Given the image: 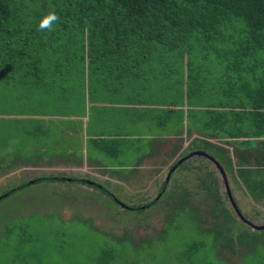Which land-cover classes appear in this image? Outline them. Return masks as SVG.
Masks as SVG:
<instances>
[{
    "label": "rangeland",
    "instance_id": "1",
    "mask_svg": "<svg viewBox=\"0 0 264 264\" xmlns=\"http://www.w3.org/2000/svg\"><path fill=\"white\" fill-rule=\"evenodd\" d=\"M221 71V65H213L216 76L201 83V94L220 92ZM233 71L236 76L238 68ZM28 78L18 77L16 67L0 75V198L6 197L0 203V264H185L188 245L199 235L195 221L203 232L221 236V254L212 237H203L208 247L199 253L202 262L264 264L263 233L238 217L221 172L204 157L193 158L175 173L156 207L128 212L117 203L145 207L155 201L172 167L204 140L186 131L189 124L175 123L169 130L178 134L155 138L168 132L164 116L149 109L165 103L163 83L155 85L156 94L150 88L137 94V86L132 94L97 90L88 95L91 100L79 98L71 106L59 100L67 93L34 89L29 84L34 79ZM81 81L83 87L85 79ZM203 143L240 161L234 145L216 137ZM248 156L255 163L262 158L259 150ZM202 165L219 181L230 220L215 216L202 191V173L196 169ZM58 176L70 179L31 184L38 177ZM228 176L244 216L263 226L264 203H257L231 172ZM75 177L99 183L114 196L72 182Z\"/></svg>",
    "mask_w": 264,
    "mask_h": 264
},
{
    "label": "trees",
    "instance_id": "2",
    "mask_svg": "<svg viewBox=\"0 0 264 264\" xmlns=\"http://www.w3.org/2000/svg\"><path fill=\"white\" fill-rule=\"evenodd\" d=\"M51 10L60 19L52 31H39L41 18ZM143 60L152 69L157 62L168 65L172 99H168L170 109L166 116L163 114L162 125L189 124L190 133L216 137L223 144L231 139L238 146V163L219 152L223 148L214 149L201 140L196 147L214 155L227 174L231 172L234 181L246 186L254 200L263 204L264 141L259 143L262 158L256 163L249 161V152L239 147L255 144L243 138L264 139V93L260 92L264 91V0H0V75L16 67L18 77L34 79L29 83L34 89L39 86L42 92L67 93L60 96L62 103L76 106L79 98L80 102L91 100L88 95L97 94V90L113 94L114 74H122L123 68L134 63L141 67ZM175 62L182 67H174ZM214 63L226 64L230 71L238 68L229 84H244L245 94H225L224 90L214 97L201 94V83L207 82ZM244 75L246 78H242ZM82 79L85 82L80 87ZM196 169L202 173L201 188L215 216L230 220L219 181L204 165ZM69 179L41 177L31 184L67 183ZM72 182H84L114 196L99 183L77 181L76 177ZM169 185L166 181L161 200L150 202L148 208L165 198ZM5 198H0V203ZM142 211L139 208L137 212ZM195 228L199 235L188 245L182 263L219 264L215 259L202 262L199 253L208 247L203 237L210 236L221 254L217 241L221 236L203 232L196 221ZM256 232L264 235V230ZM116 259L115 255L110 260Z\"/></svg>",
    "mask_w": 264,
    "mask_h": 264
},
{
    "label": "crops",
    "instance_id": "3",
    "mask_svg": "<svg viewBox=\"0 0 264 264\" xmlns=\"http://www.w3.org/2000/svg\"><path fill=\"white\" fill-rule=\"evenodd\" d=\"M144 62L145 61H141V63H142L141 67H140V65H138V63H136V64L134 63L133 67H130V68L125 67V68H123V70L120 69L122 71V74H121V72H119L117 75L114 74V76H113L114 77L113 94H132V92L135 90L136 86L140 90L137 94H147V91H146L147 88H150L152 90V92L150 94H156V93H159V90L155 88V85L163 83V88H162L161 92L166 94L165 103L164 104L156 103V104H153L151 106H149V105L148 106H149V109L151 110V112H156L159 116H163V114H165V116H166L167 112L170 109V107L168 105V99H169L170 93H169V88H168V84H167L168 83V81H167L168 65L157 62L154 66V69H152L148 63H144ZM213 65H215V63ZM174 67L180 69L182 67V65L180 62H175ZM222 67L223 68H222L221 73L223 75L221 77V80L220 79L218 80L219 83L221 81L220 84L218 83L219 88H220V92H218L216 90L214 91V93L210 92V94H208L209 97H211V95H212V97H214V96H217L218 94H222L223 90L225 91V94L232 93L235 95L240 94L241 96H242V94H245V90L243 88L244 84H240V86H238V87L233 86L231 83L229 84L230 80H232V77H235V76H233L234 75L233 69L231 71L228 70L229 66H227L226 64H225V66H222ZM212 68H213V66H212ZM212 68H211V71H212ZM224 68H225V70H224ZM177 71L179 72V70H177ZM211 71L209 73L210 76H209L207 82L209 80L213 79L214 78L213 76H216V75L211 74ZM224 71H225V73H224ZM114 72L117 73V70ZM180 72H182V70H180ZM186 72H187V70H186ZM242 72H244V70H242ZM226 75H227V78H226ZM229 77H230V79H229ZM216 81H217V79H216ZM126 87H130L131 90L126 89ZM186 87L188 89V86H186ZM260 92L264 93L263 90H261ZM211 103H212V99H211ZM217 109H218V107H217ZM226 109H228V108H226ZM177 125H178V127L183 126L181 124L180 125L177 124ZM166 130H168V132L166 134H163L161 136H156L155 138L166 139V138H169V136H174L175 134L179 133L178 131H175V130H172L170 132L169 126H167ZM182 131H184V130H182ZM186 131L188 133H190L189 129H187ZM186 131H184V133ZM198 135H199V133H198ZM201 138H204L203 141L209 142L212 137L211 138H205L202 136ZM242 140L255 141V144L252 145V147H250V146L249 147H239L240 150L248 151L251 156L253 155V151L259 150V143L264 141V139H255V138L254 139H248V138L244 139L243 138ZM232 142L233 141L231 139H227L226 144L228 143L230 145H234ZM234 146L237 147L236 149H238V146H236V145H234ZM197 151H201V150H197ZM202 151L207 152L208 154L212 155L211 153H209L206 150H202ZM191 154L192 153L188 154V156H190ZM212 156H214V155H212ZM184 158H186V156L183 157L182 159H184ZM182 159H180V160H182ZM207 160H209V159H207ZM69 170H71V168H69ZM38 178H41V177H38ZM38 178H35L32 180H36Z\"/></svg>",
    "mask_w": 264,
    "mask_h": 264
},
{
    "label": "water",
    "instance_id": "4",
    "mask_svg": "<svg viewBox=\"0 0 264 264\" xmlns=\"http://www.w3.org/2000/svg\"><path fill=\"white\" fill-rule=\"evenodd\" d=\"M194 157H205V158L209 159L212 163H214L217 166L218 170L221 172V174L223 176V180H224V182L226 184V187H227V190H228L227 191V194L229 195V199L232 202V204H233V206H234V208H235V210L237 212L238 217L246 225H249L253 230H255V231H263L264 230V225L263 226L257 225V224H255L254 222H252L251 220L247 219L244 216L242 210L240 209V207H239L238 203L236 202V199H235V197L233 195V191H232L231 184H230V179H229V176H228L226 170L224 169V167H223V165L221 164L220 161H218L214 156L208 154L207 152H204V151H196V152L192 153L190 156H188V157L180 160L178 162V164H176L172 168V170L170 171V174H169V177H168L167 181L170 183L171 180H172L173 174L175 172H177V170L180 168V166H182L185 162L191 160ZM160 198H161V196L158 197V200ZM120 203H121V205H122V207L124 209H132L130 206L126 205L125 203H123V202H120Z\"/></svg>",
    "mask_w": 264,
    "mask_h": 264
},
{
    "label": "clouds",
    "instance_id": "5",
    "mask_svg": "<svg viewBox=\"0 0 264 264\" xmlns=\"http://www.w3.org/2000/svg\"><path fill=\"white\" fill-rule=\"evenodd\" d=\"M60 19V17L58 16V14L54 11V10H51L49 12H47L46 14L43 15V17L41 18L40 22H39V27H38V30L39 31H45V30H48V31H52L53 30V25ZM174 167V166H173ZM172 167V168H173ZM176 173V172H175ZM173 177V176H172ZM160 197V196H159ZM158 199V198H157ZM161 200V199H159ZM117 202L118 204L120 205V207H122L121 205V201L117 199ZM128 205V204H126ZM130 206V205H128ZM132 209H123L125 211H128L130 210V212H137L139 210V208H141L144 212L146 211L147 209H150L151 207H139V206H130ZM135 207V208H134ZM135 209V211L133 210Z\"/></svg>",
    "mask_w": 264,
    "mask_h": 264
},
{
    "label": "flooded vegetation",
    "instance_id": "6",
    "mask_svg": "<svg viewBox=\"0 0 264 264\" xmlns=\"http://www.w3.org/2000/svg\"><path fill=\"white\" fill-rule=\"evenodd\" d=\"M176 164H177V163H176ZM176 164H175V165H176ZM161 194H162V192H161ZM161 194H160V195H161ZM134 208H135V207H134ZM133 210L135 211V209H133Z\"/></svg>",
    "mask_w": 264,
    "mask_h": 264
}]
</instances>
